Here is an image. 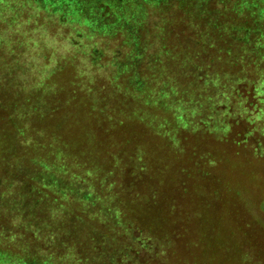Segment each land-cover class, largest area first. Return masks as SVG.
Segmentation results:
<instances>
[{
  "label": "rangeland",
  "instance_id": "1",
  "mask_svg": "<svg viewBox=\"0 0 264 264\" xmlns=\"http://www.w3.org/2000/svg\"><path fill=\"white\" fill-rule=\"evenodd\" d=\"M77 1L0 0V193H26L20 206L64 242L77 224L107 247L126 244L119 264H264V0L169 1L170 18L227 20L240 38L239 90L219 101L206 89V111L131 90L115 59L129 50L123 37L87 30L98 16ZM133 7L150 22L165 11ZM31 187L64 193L51 218Z\"/></svg>",
  "mask_w": 264,
  "mask_h": 264
},
{
  "label": "trees",
  "instance_id": "2",
  "mask_svg": "<svg viewBox=\"0 0 264 264\" xmlns=\"http://www.w3.org/2000/svg\"><path fill=\"white\" fill-rule=\"evenodd\" d=\"M146 1L148 0H143ZM157 1L165 6L159 22H150L145 16L139 17L134 14L133 3L138 4L141 0L82 2L80 0L76 2V9L85 15L98 16L97 19L85 17L87 30L97 31L98 34L114 33L113 37L116 39L123 37L119 46L125 45L129 50L125 56L115 58L117 61L120 60L118 71L122 73L127 70L128 86L134 92H138L140 97L145 95L147 99L160 95L162 99L169 98L168 101H164L165 103L178 100L185 105L183 109L185 111L195 107L206 111V108L208 109V104L204 101L206 89L210 92L208 99L216 92H218L216 99L219 101L230 98L228 93L234 96L237 89L239 90V84L234 82L239 77L237 70L239 53L236 43L238 38L234 33L229 35L225 32L230 28L229 21L206 19L201 21L203 25L201 26L188 20H179L185 17L184 10L179 12L182 14L181 17L170 18L166 11L170 0ZM64 21L66 23V20ZM208 26L212 27V32L205 30ZM115 44L120 48L118 40ZM93 50L92 56L96 52V55L100 53L99 60L105 59L104 49L94 47ZM92 62L99 64L94 57ZM225 62L231 64L230 68L224 67ZM1 86L2 84L0 85L2 98L5 99L4 95L8 94L4 93ZM26 101L28 104L31 100L26 98ZM17 102L12 105V111L9 107L6 110L9 120H14V117L17 119L19 115L16 113ZM232 107L233 105L229 106ZM31 108L36 111L38 105L35 104ZM24 121L18 120L16 127L21 126ZM36 126L33 124V127ZM38 164L41 167L42 163ZM20 175L22 179L23 175L21 173ZM32 188L27 195L39 200H36L37 203L47 217L51 218L54 206L57 208L61 205L59 198H63L64 193L57 191L56 197L53 198L50 193H38L37 189ZM24 194L26 193H0V255L10 263L119 264L126 261L128 254L125 252L128 249L126 244L124 248L121 243L107 247L99 241L100 235L97 236L96 233L88 232L86 237H83L84 230L79 229L77 224L69 226L68 233H65L68 234V243L64 242L59 233H53L55 229H52L50 224L42 220L34 222L30 218L31 213L20 206V201H27L23 199ZM81 200L82 196L75 197V203ZM46 208L47 211L44 210ZM22 231L27 239L20 240L19 235ZM49 236L53 237L52 241L48 239ZM48 242L51 244L48 245ZM46 249L52 251L47 253Z\"/></svg>",
  "mask_w": 264,
  "mask_h": 264
}]
</instances>
